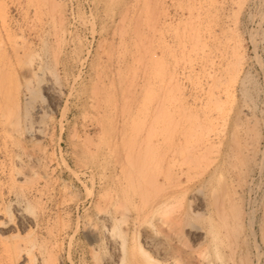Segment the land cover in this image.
<instances>
[{
	"label": "rangeland",
	"instance_id": "1",
	"mask_svg": "<svg viewBox=\"0 0 264 264\" xmlns=\"http://www.w3.org/2000/svg\"><path fill=\"white\" fill-rule=\"evenodd\" d=\"M0 264H264V0H0Z\"/></svg>",
	"mask_w": 264,
	"mask_h": 264
},
{
	"label": "bare ground",
	"instance_id": "2",
	"mask_svg": "<svg viewBox=\"0 0 264 264\" xmlns=\"http://www.w3.org/2000/svg\"><path fill=\"white\" fill-rule=\"evenodd\" d=\"M31 70H32V69L30 68V71H28V72H31V73H32L33 71H31ZM27 112H28V111H27ZM28 113H29V112H28ZM28 122H30V121H28ZM29 124H30V123H29ZM29 126H30L31 129H32V126H31V125H29ZM26 127H27V126H26ZM30 127H29V128H30ZM27 128H28V127H27ZM26 130H27V129H26ZM29 130H30V129H29ZM30 131L32 132V130H30Z\"/></svg>",
	"mask_w": 264,
	"mask_h": 264
}]
</instances>
